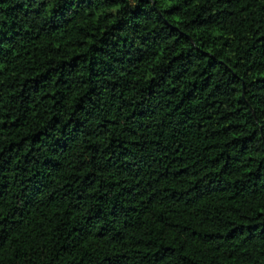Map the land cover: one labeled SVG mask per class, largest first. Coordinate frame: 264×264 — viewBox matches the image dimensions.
<instances>
[{"label":"trees","instance_id":"obj_1","mask_svg":"<svg viewBox=\"0 0 264 264\" xmlns=\"http://www.w3.org/2000/svg\"><path fill=\"white\" fill-rule=\"evenodd\" d=\"M0 264H264V0H0Z\"/></svg>","mask_w":264,"mask_h":264}]
</instances>
